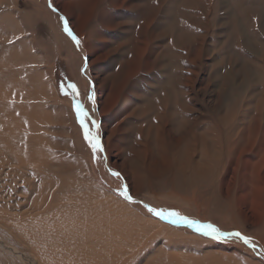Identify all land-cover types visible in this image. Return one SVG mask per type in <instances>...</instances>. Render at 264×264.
Listing matches in <instances>:
<instances>
[{
    "label": "rangeland",
    "instance_id": "374dc122",
    "mask_svg": "<svg viewBox=\"0 0 264 264\" xmlns=\"http://www.w3.org/2000/svg\"><path fill=\"white\" fill-rule=\"evenodd\" d=\"M126 1L139 9L115 11L109 9V0L98 3L84 29L87 42L93 34L118 42L115 32L102 27V19L116 12L130 25L122 39L129 48L133 32L152 16L158 35H167L149 45L155 57L148 69L145 57L140 60L136 84L147 79L137 103H154L158 95L160 117L166 119L170 108L175 129L171 149L165 135L159 143L154 135L147 137L157 144L151 158L167 163L169 171L154 174L138 163L131 167L138 176L132 181L122 174V162L136 146V134L129 130L149 121L150 112L127 121L121 157L111 154L107 133L101 130L99 91L88 72L92 58L84 41L77 46L65 31V22L71 29V21L53 0H0V264H264V223L257 224L239 208V170L232 183L230 176L225 179L242 150L259 135L251 124H240L237 130L249 129L241 132L246 141L237 137L235 148L217 149L216 160L207 154L209 141L199 140L229 106L264 103V0H199L200 9L194 3L178 9L167 32L166 21L174 18L168 13L177 0ZM238 11H245L244 18L239 19ZM135 35L139 41L145 38ZM91 47L101 49L97 40ZM114 59L105 62L107 77L115 72L107 67ZM180 103H187L189 111L181 114ZM77 106L86 114L83 125ZM85 125L99 137L102 152L92 149ZM2 137L9 138L14 152ZM35 145L40 153L29 161L36 167L25 161L27 149L35 150ZM18 148L25 151L24 164L15 157ZM197 165L204 167L202 173ZM225 180L232 186L229 193ZM125 189L131 200L122 195ZM150 208L211 224L222 233L239 232L251 243L235 236L203 235L186 223L161 219Z\"/></svg>",
    "mask_w": 264,
    "mask_h": 264
},
{
    "label": "bare ground",
    "instance_id": "6f19581e",
    "mask_svg": "<svg viewBox=\"0 0 264 264\" xmlns=\"http://www.w3.org/2000/svg\"><path fill=\"white\" fill-rule=\"evenodd\" d=\"M101 1L103 0H79L78 2L74 3V2H69L67 0H53V2L56 4V8L60 9V12L63 15H65V17H67L69 22L71 21L70 27L72 29V32L79 38V40L81 39L84 41L83 48L85 52H87L92 58L89 63L88 72L90 76H92L94 82L97 85V90L99 91V98H100L99 117H101L102 120L101 130L104 133H107V137L105 138V143L107 146L106 148H108L109 152L111 154L115 153L116 154L115 156L117 158H120L121 157L120 143L123 142L125 138V134H126L125 125L127 121L132 119V117L140 119L139 113H146L149 111L151 114V119L149 121H146L144 124L141 125L136 124L135 128L129 130L130 133L132 131L136 134V136L134 137L135 139H133V141H135L136 143V146H133L131 157L125 159L124 162H122V168L124 169V171L127 172L122 174L124 176H127V178L130 181L135 180L136 177L138 176L134 177L131 167L142 162L145 163L147 170L152 171V173L154 174L166 173L169 171L168 164L151 158L150 156L151 154L149 152L154 151V148H152V146H155L157 144L156 142L152 141L151 139H148L147 137L148 135L152 134L154 135L153 137L155 141H158L159 143L160 139L165 135L166 139L171 143L169 147L172 146V144L174 143L173 135L175 134V129L171 124L172 115L169 108V103L168 104L162 103L166 108H169L168 116L166 119L165 118L162 119L160 117L158 111L159 104L156 103L158 101V95L156 97L154 96L153 98L154 103H152L153 100L151 101V103H137L139 100L142 99L141 90L143 91L142 86L145 84L146 82L145 80L147 78L146 79L145 77L142 78V80L139 83V86L136 84V80L138 79V75L141 73L140 71L142 69L140 68L141 58L145 57L146 63L144 64V66L146 69H148V67L152 65L150 59L155 57L153 48H150V50L148 51L149 45L154 41H156L157 38H164L167 34L163 33L161 35H158L154 18L152 16H147L146 18H144V21L141 22L139 31L133 32L134 36L129 41L130 43L129 48H125V43L124 40L122 39L125 37V35L126 37L128 36L127 32L130 25L123 21H120L119 16L115 11H125L124 8H126L127 10H131V9L133 10L135 8V10H137L139 9V6L133 5V3H129L127 5L126 0H109L111 5L109 9L115 10L114 11L115 13L107 15L104 19H102V22H104L102 24L103 25L102 27H106L105 29L107 30L106 31L107 33L115 32L114 36L118 35V37L115 38V41L118 42H110L109 41L110 39H108L105 35H97V34H93L88 39L87 42L86 34L84 32L85 26H87L89 22L92 20V18L95 16L97 5ZM193 3L196 4V6L199 9L202 6L199 0H191V1L177 0L174 7V11L168 13V15L174 14V18L172 21H170L169 19L166 21V28H165L166 32L170 31L169 29L174 25L175 19L179 14L178 9L180 10L181 8L183 9L184 7L186 9H189V7L193 5ZM74 12H78V13L74 14ZM101 12H108V10H102ZM202 12L208 15L209 9H203ZM244 12L245 11L241 13L240 11H238L240 16L239 19L244 18ZM184 16L186 17V15ZM235 20H237L239 23L237 16ZM197 26L201 27L198 24ZM135 34L138 35L141 34L145 38H140L139 41L137 38H135L136 36ZM179 34H182V31H180ZM95 40H97L98 43L100 44L101 46L100 50L92 49L91 44L92 41ZM91 49L92 51H90ZM127 54L131 55L130 60H127V56H126ZM113 56L115 57V59L112 62H109V65L107 67L110 68L113 67V69H115V72L113 73V75L110 74L111 77L110 75L109 77H107V75L104 74L103 72V71H107L106 70L107 68L105 67V62L109 61L110 57ZM202 68L203 70L207 71V64L203 63ZM186 104L187 103H180L179 107L181 108V114L189 111V108L187 107ZM263 105L264 103H257V104L254 103V105L253 103H235L229 106L224 115L222 114L221 116H219V118L215 119L214 121L212 120L211 121L212 124L210 123L208 124L209 125L208 128H205L206 131H204L202 137L199 138L202 144L203 143L205 144V141L206 142L209 141L207 142V145H205L208 150L207 154L209 155L211 160H216L219 156V150L217 149H223L226 152L229 151L230 149L235 148L237 143H234V140L237 137H239L241 140H244V142L246 141L245 138L247 136L246 135L245 137L243 136L244 137L243 139L241 135V132H243L246 127H244L241 131L236 129L240 124L241 125L244 124V126L245 124L247 125L251 124L254 127L255 130L254 135L256 136L259 135L258 139L253 140L254 143H252L251 147L246 148L244 151L242 150V152L239 154V157L237 158V161L234 162L233 168L230 167V169L227 171V174L225 175V179H228L230 176L229 180L232 183L233 182L232 180H234L235 178L234 176L237 174L236 170L237 169L239 170V174H238L239 176L238 178H235L238 186L237 192L240 203L239 208L242 210L243 214L250 217L257 224L260 222L264 223ZM146 106H150V109H147ZM247 107L252 108L249 110L250 112H245ZM25 113L26 112L23 111L22 113L23 118ZM109 120H112V127H113L112 129L110 128ZM19 121L21 122L20 119ZM20 125L21 123H19L17 120L16 128H18V126ZM191 125L193 126V124ZM23 127L24 126L22 125V129H24ZM31 130L34 134H36L35 132H37V128L33 124ZM142 130L145 131L144 135L146 138L140 135ZM248 131L249 129L246 130V133ZM248 135L250 134L248 133ZM2 139L4 145H6V147L7 146L9 147L8 148L10 149L9 151H13L11 142L8 141L9 138H7L6 140L4 137H2ZM34 140H38V137L34 138ZM241 140L239 142H241ZM36 143H38V141ZM141 146L142 148H140ZM171 148L172 147H170V149ZM35 150L31 149L30 151L29 149L28 151L27 149L26 154H28L29 152V155H28V159L25 160L27 158L25 157L26 154H24L25 151L21 149L19 150L18 148L17 152H15L17 154V156L15 157H18V159L17 158L16 159L20 161L19 164L20 163L22 164L24 160L25 161L31 160L30 158L32 154L39 155L40 152L37 153V145H35ZM33 163H31L32 164L31 166H34ZM197 166H198L197 170H199L200 173H202V169H204V167L201 168L199 165ZM43 167L46 170V172H50V170L47 169L48 168L47 165L46 167L45 166ZM224 184L227 187H230L227 189V193H229L230 192L229 190L232 187L231 184L227 185V180H225ZM233 185L235 186V183H233Z\"/></svg>",
    "mask_w": 264,
    "mask_h": 264
},
{
    "label": "snow or ice",
    "instance_id": "6c2138e0",
    "mask_svg": "<svg viewBox=\"0 0 264 264\" xmlns=\"http://www.w3.org/2000/svg\"><path fill=\"white\" fill-rule=\"evenodd\" d=\"M53 11H57V9L53 8ZM65 31L67 34L73 39V41L79 46L80 40L79 38L72 32V30L68 27L67 22H65ZM77 113L80 117L81 124H84V117L85 113H83L82 109L80 106H77ZM98 127V125H97ZM85 132H86V137L88 139L89 144L91 145L92 149L94 152H102L103 151V146L100 142V139L98 136H93L89 132L87 126L85 125ZM114 175L119 176V173H114ZM124 195L125 199L131 200V197L128 196L127 190L122 193ZM149 211H151L153 214L159 216L161 219H170L171 223H186L189 226H192L196 229V231L201 232L203 235L207 236H213V238H220L223 236H235L242 240L245 244H250L251 240L247 236L241 235L239 232H234V233H222L220 230L215 228L211 224H198L195 221L188 220L186 217H182L179 215V213L176 212H160L157 211L154 208H150Z\"/></svg>",
    "mask_w": 264,
    "mask_h": 264
}]
</instances>
